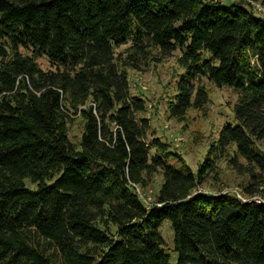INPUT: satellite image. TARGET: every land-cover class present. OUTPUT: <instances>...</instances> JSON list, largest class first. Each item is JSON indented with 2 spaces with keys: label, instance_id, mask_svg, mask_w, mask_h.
<instances>
[{
  "label": "trees",
  "instance_id": "1",
  "mask_svg": "<svg viewBox=\"0 0 264 264\" xmlns=\"http://www.w3.org/2000/svg\"><path fill=\"white\" fill-rule=\"evenodd\" d=\"M250 1L264 3L0 0V264H264V201L195 190L224 159L248 176L244 194L264 196V17ZM175 50L183 72L171 118L206 105L204 78L238 93L234 123L196 172L148 140L144 99L130 94L128 68ZM77 113L74 143L67 124ZM157 171L146 205L136 187Z\"/></svg>",
  "mask_w": 264,
  "mask_h": 264
},
{
  "label": "rangeland",
  "instance_id": "2",
  "mask_svg": "<svg viewBox=\"0 0 264 264\" xmlns=\"http://www.w3.org/2000/svg\"><path fill=\"white\" fill-rule=\"evenodd\" d=\"M234 0H225L230 3ZM257 13H264V3L255 2L254 9ZM260 11V12H259ZM121 46L117 51H122ZM179 51H172L159 62H151L143 66L141 70L127 69L130 94L144 99L145 109L139 116L149 119L150 128L147 133L148 140L157 137L168 145V150L178 155V158H170L169 162L179 168L186 164L193 172H196L205 157L212 156L210 145L217 138L220 127L230 121L234 123L233 104L237 100V92L226 85L217 86L213 82L203 79L202 83L208 91L209 100L199 110L190 109L186 114V120L179 122L168 115V102L176 92L175 83L177 77L183 72L177 62ZM40 67L47 69L50 64L44 56L36 59ZM69 139L77 143L83 130V118L77 113L68 122ZM259 149L264 151V139L257 142ZM215 174L207 175L205 181L196 187V191L215 193L218 191L237 192L243 199H248L244 194L242 185L248 180L246 174H240L231 169L224 159L217 162ZM163 181L162 174L157 171L147 176L146 185L136 187V192L146 205L152 204ZM28 185H31L26 180ZM33 186V185H31ZM257 198L262 195H254ZM112 231L114 227L110 228ZM163 237L164 247L171 255V262H176L177 253L173 247V231L168 220H164L159 227Z\"/></svg>",
  "mask_w": 264,
  "mask_h": 264
},
{
  "label": "built area",
  "instance_id": "3",
  "mask_svg": "<svg viewBox=\"0 0 264 264\" xmlns=\"http://www.w3.org/2000/svg\"><path fill=\"white\" fill-rule=\"evenodd\" d=\"M220 1H225V0H220ZM234 1H239V0H234ZM255 2H257V1H250V3H251V7L254 9V5H255ZM259 2V1H258ZM255 10V9H254ZM260 12V11H259ZM255 13L257 14V15H259V16H262V17H264V13H257V11L255 10ZM236 197H238L239 199H241V200H243V201H246V200H250V199H253V200H256V201H264V198H262V197H259V198H257V196H251V197H248V199H243L242 198V196L239 194V193H237V192H234L233 193Z\"/></svg>",
  "mask_w": 264,
  "mask_h": 264
}]
</instances>
